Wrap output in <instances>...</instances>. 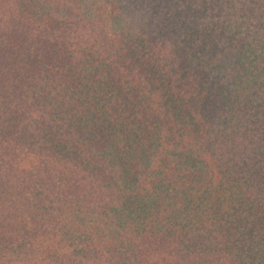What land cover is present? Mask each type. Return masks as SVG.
<instances>
[{"label": "trees", "instance_id": "16d2710c", "mask_svg": "<svg viewBox=\"0 0 264 264\" xmlns=\"http://www.w3.org/2000/svg\"><path fill=\"white\" fill-rule=\"evenodd\" d=\"M0 264H264V0H0Z\"/></svg>", "mask_w": 264, "mask_h": 264}]
</instances>
